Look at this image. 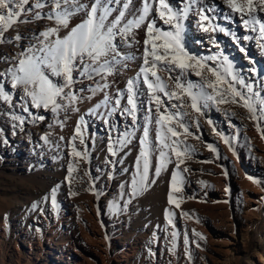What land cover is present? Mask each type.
<instances>
[{"label": "rangeland", "instance_id": "rangeland-1", "mask_svg": "<svg viewBox=\"0 0 264 264\" xmlns=\"http://www.w3.org/2000/svg\"><path fill=\"white\" fill-rule=\"evenodd\" d=\"M166 3L176 5L174 12L186 5L180 0ZM225 4L226 0H197L191 5L192 11L184 21L187 49L221 73L223 56L228 54L234 62L233 73L264 96V79L258 73L263 62L251 61L257 52L264 55L260 25L256 24L257 31H253L251 22L244 24L246 14L242 17L235 13L230 18ZM135 7L141 8L142 0H135ZM154 7L157 27L170 30L159 20L158 3ZM38 11L44 16L50 6L46 4ZM201 13L208 17L202 23L209 36L199 41L195 32L202 30ZM237 15L251 39H245L247 32L237 26ZM261 16L264 13L258 12L257 18ZM220 17L229 26L221 34L229 35L231 43L234 36L241 38L244 52L235 53L238 47L214 34ZM81 18L73 17L69 27L79 24ZM19 19L25 22L14 23L0 42V88L9 96L8 100L0 97V264H264V120L252 119L243 102L232 103L231 96L223 103L210 101L197 112L189 106L186 94L167 79L169 74L158 71L169 89L186 102L182 109H173L172 104L182 101L157 93L164 101L162 112L167 107L169 113H187L182 122L188 134L176 126L175 120L165 126V131L173 126L180 133L178 137L169 133L166 143L178 139V149L183 151L187 146L190 157H182L180 169L188 171L181 173L183 181L177 185L181 191L173 193L171 177L177 171L178 160L171 149H163L169 153L170 162L159 176L154 172L160 167L161 147L156 141L157 126L154 122L147 124L150 115L154 120L155 111L147 88L138 101L135 125L130 116L119 111L106 116L114 98L126 91L128 80L139 72L144 28L136 30L135 40L139 43L123 50L134 58L122 61L116 66L118 71L104 79L81 78L72 89L80 99L74 103L58 101L63 107L54 112L33 107L23 88L14 87L8 74L18 59L27 55L29 47L40 46L43 37L39 34L55 27L54 21L36 20L32 13ZM67 31L61 29L58 35L63 37ZM232 47L234 52L229 50ZM195 71L215 81L206 69L197 66ZM195 71L187 79L203 83ZM226 79L230 81L231 77ZM105 83L107 88L93 94L97 84ZM225 88L226 83L216 84L217 91ZM236 88L246 91L238 84ZM206 91L215 95L211 88ZM105 96L110 99L107 107L102 104ZM125 103L122 99L121 106ZM98 104L101 107L96 109ZM149 108H153L152 113ZM256 115H260L259 106ZM41 116L44 119H39ZM77 126L81 127L84 143L76 134ZM144 127L149 128V142L154 146L148 155V187L133 194L131 182L137 177L138 161L142 167L140 141ZM125 133L129 134V142L121 146L116 142ZM74 147L80 156L74 154ZM53 191L55 203L51 199ZM170 193L179 207L169 202Z\"/></svg>", "mask_w": 264, "mask_h": 264}, {"label": "snow or ice", "instance_id": "snow-or-ice-1", "mask_svg": "<svg viewBox=\"0 0 264 264\" xmlns=\"http://www.w3.org/2000/svg\"><path fill=\"white\" fill-rule=\"evenodd\" d=\"M195 2L197 0H189L182 10L177 9L174 12L173 9L176 5L170 6L166 0H142V7L139 9L135 7V0H35L34 3L31 0H0V22H2L0 24V42H3L4 33L14 23L18 20L20 23L25 22L19 18L27 16L28 13H32V18L36 20L46 18L54 21L55 24V27H49L39 34L43 37L42 40H39V47L36 45L29 47L27 55L19 58L16 65L9 69L8 74L14 82L13 86L23 88L25 96L30 98L33 107L58 111L63 107V104L58 101L68 100L69 103H74L80 99L72 89L81 78L94 79L96 76H100L104 79L107 75L118 71L116 66L121 65L122 61L134 58L124 54L123 50L125 46L131 47L133 43H139L135 40L136 30L143 27L145 31L144 52L139 72L134 79L128 80L126 91L114 98L113 106L106 116L111 117L113 113L119 111L121 115L130 116L133 125H135L138 119V101L144 94V87L147 88L151 93V102L155 110L154 120L150 115L147 124L151 125L154 122L157 126L156 141L161 147L160 167L155 168L154 172L156 176H159L161 170L170 162L169 153L163 149H171L178 160L177 171L171 177L172 192H180L181 189L177 185L183 181L181 173L188 171L187 168L180 169V164L184 163L182 157L190 158L188 156L189 149L185 146L183 151L179 150L177 146L181 142L178 139H172L171 143H166L169 133L171 137H178L180 133L173 126H167L165 131V126L171 125V122L175 120L176 126L183 128L184 134H188V128L182 122V116H186L187 113L182 111L169 113L167 107H164L162 112L164 101L157 93H163L169 99L175 98L182 101L179 105L172 104L173 109H182L186 102L183 101L182 95L169 89L168 84L158 75V71L169 74L167 79L174 81L175 88L180 89L182 94H186L190 101L189 106L197 112L207 107L210 101L223 103L226 102L225 97L231 96L232 103L243 102V106L252 113V119L264 120V96H261L259 91H254L251 84L245 83L243 78L233 73V65L226 56H223V53H221L224 61L221 65L223 68V73H221L216 68L207 66L203 62V58H197L187 49L184 21L187 19L188 13L192 11L191 5ZM154 3L159 5V20L169 25L170 30H161L157 27L155 16L157 9L154 7ZM226 3L233 12L240 13L242 17L247 15L248 18L244 22L245 24L251 22L253 31H257L255 25L259 23L258 31L264 37V23L260 22L264 20V16L257 18L258 12L264 13V0H255V2L254 0H244L243 3H237V0H226ZM46 4L50 6V12L42 16L38 10L44 9ZM78 15L82 17L81 22L69 27L72 18ZM150 15L151 19H149ZM206 19L208 17L201 13L200 26L202 28L204 27L202 22ZM61 29H68L63 37L58 35ZM204 30L207 31V28ZM219 30L224 31L222 28ZM245 39H251V37H245ZM207 59L216 60L217 57H208ZM122 66L127 67L126 64ZM197 66L211 73L215 77V81L210 80L202 71H195ZM193 71H195V75L201 77L203 83L187 79ZM173 72L176 73L175 76L172 75ZM150 76L154 80L150 79ZM53 77L59 79L53 80ZM226 77H231V80H227ZM217 83H226L227 88L222 92L217 91ZM237 84L246 91L238 90ZM107 87V83L97 84L96 88L92 90L93 94ZM261 87L264 88V85ZM208 88L213 89L215 95L206 91ZM0 97L4 100L9 99L2 88H0ZM237 97L239 101L236 99ZM122 99L126 101L123 107L121 106ZM109 103V97L105 96L102 102L103 106L107 107ZM257 106H259V116L256 115ZM100 107L101 105L98 104L96 109ZM153 108H149L148 111L152 113ZM92 114H95V109L92 110ZM39 119H44V117L41 116ZM81 122L83 123V120ZM142 131L143 137L140 141L143 145L140 153L142 167L138 161L137 177L131 182L133 194H139L148 187V155L149 151L154 148L149 142V128L144 127ZM76 134L81 137V143H84L80 126H77ZM128 142L129 134L125 133L123 138L116 143L123 146ZM73 151L76 156L81 155L75 150V147ZM109 151L113 155L116 154L115 149L111 147ZM70 171H74V169H70ZM154 182L153 180L152 183ZM54 197L55 191L51 194L53 203H55ZM169 202L179 207L171 193Z\"/></svg>", "mask_w": 264, "mask_h": 264}, {"label": "bare ground", "instance_id": "bare-ground-1", "mask_svg": "<svg viewBox=\"0 0 264 264\" xmlns=\"http://www.w3.org/2000/svg\"><path fill=\"white\" fill-rule=\"evenodd\" d=\"M180 1H182V2H184L185 4H188V0H180ZM241 2V1H240ZM224 7V10H226V12L225 13H227V12H229V14L228 15H230L229 17L230 18H232V17H235V13L236 12H233L229 7H228V5H224L223 6ZM212 10H215V7L212 9ZM218 11H219V9H217ZM223 10V11H224ZM223 15V14H222ZM211 17L212 18H216V16L215 15H211ZM237 17L239 18V22H236V24H237V26H239V25H241V26H243V22H242V18H241V16L239 15H237ZM227 21H230L228 18L226 19ZM242 22V23H241ZM228 23V22H227ZM197 24H199V23H197ZM245 24V23H244ZM216 25V29H215V31H214V34H218V36L221 38V40H223V41H228L229 43H231L230 41H229V39L227 38V37H229V35L227 36V34H224V33H222L221 34V32H220V30L219 29H224V31H226L227 32V30L226 29H228V24H225L224 23V17H220V20L218 21V23L217 24H215ZM199 26H200V24H199ZM201 27V26H200ZM202 30L201 31H198V32H195L196 34H195V38L197 39V40H199V41H202V39L203 38H205L204 37V35L207 37V36H209V32H208V30L207 31H205L204 29L205 28H201ZM239 29V28H238ZM243 29H244V31L245 32H247V36L246 37H251V33L248 31V29H247V27H246V25L245 26H243ZM250 33V34H249ZM211 34V33H210ZM212 35V34H211ZM226 37V38H225ZM234 37H236L234 40H232V43L231 44H233L234 45V47H238V50L236 49L235 50V53H236V51L237 52H244L243 51V48L241 47V38H239L238 36H234ZM229 50H232L233 52H234V48L232 47V49L231 48H229ZM227 58L229 59V57H228V54H227ZM261 61V62H263V65L261 66L260 65V67H259V70H258V73H259V77L261 78H263L264 79V69H263V67H264V55L262 54V53H260V52H257L256 54H254V55H252L251 56V61ZM229 62H231L232 63V65L234 64V62H233V60L231 61V59H229L228 60ZM249 64H251V62L249 63ZM255 67V66H254ZM257 69V68H256ZM258 77V78H259ZM262 80V79H261ZM256 82H257V78H256ZM262 260V259H261Z\"/></svg>", "mask_w": 264, "mask_h": 264}]
</instances>
